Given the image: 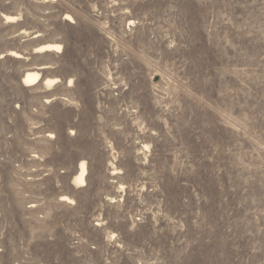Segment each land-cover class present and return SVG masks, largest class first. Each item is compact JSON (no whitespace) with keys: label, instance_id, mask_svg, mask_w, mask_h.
<instances>
[{"label":"rangeland","instance_id":"rangeland-1","mask_svg":"<svg viewBox=\"0 0 264 264\" xmlns=\"http://www.w3.org/2000/svg\"><path fill=\"white\" fill-rule=\"evenodd\" d=\"M0 264H264V0H0Z\"/></svg>","mask_w":264,"mask_h":264},{"label":"bare ground","instance_id":"bare-ground-1","mask_svg":"<svg viewBox=\"0 0 264 264\" xmlns=\"http://www.w3.org/2000/svg\"><path fill=\"white\" fill-rule=\"evenodd\" d=\"M5 18H6L7 22L14 20L13 19L14 17L10 16V15H5ZM66 19H69V18L66 17ZM61 50H62L61 44H59V43H48V44L41 45L36 51H41V52L57 51V52H61ZM9 55L17 57V58L21 57V55L15 51L10 52ZM58 81H59V79H57V78H43L41 75V72L38 71L37 69L28 70L23 75V78H22V82L25 86H33V85H36L40 82H43L47 86H52L54 83H56ZM87 172H88L87 162L81 161L79 164V167H78V172L74 176V179H73V181L76 183V185H78V186L86 185ZM65 199L66 198H64V200Z\"/></svg>","mask_w":264,"mask_h":264}]
</instances>
